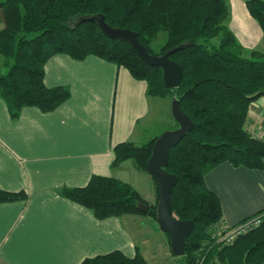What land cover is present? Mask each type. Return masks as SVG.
<instances>
[{"label":"trees","instance_id":"16d2710c","mask_svg":"<svg viewBox=\"0 0 264 264\" xmlns=\"http://www.w3.org/2000/svg\"><path fill=\"white\" fill-rule=\"evenodd\" d=\"M245 4L264 30V0ZM0 7L5 18L0 29V97L11 119L27 106L52 111L70 96L66 86L44 84V64L57 53L74 59L98 56L145 80L148 95L170 99L175 95L193 122L192 130L170 148L165 167L178 177L170 194L173 216L194 223L183 263L198 264L202 259L201 264H207L215 259L219 264H264V219L230 244L215 243L212 230L223 223L221 202L204 180L222 162L264 169V139L247 129L250 103L264 96V53H242L228 27V0H3ZM94 14H102L112 27L136 31L151 54L186 43L169 55L182 67L179 86L166 88L162 68L145 63L127 41L109 37L95 21L79 20ZM156 137L142 144H115L111 166L131 160L137 169L150 173L147 160ZM152 178L157 196L147 211L139 208L146 201L137 190L114 176L94 174L85 185L62 187L59 194L89 208L97 219L140 214L155 220L159 193ZM27 198L23 189L0 187V203ZM80 264L150 263L136 248L133 257L113 250L86 257Z\"/></svg>","mask_w":264,"mask_h":264},{"label":"crops","instance_id":"0c3cea01","mask_svg":"<svg viewBox=\"0 0 264 264\" xmlns=\"http://www.w3.org/2000/svg\"><path fill=\"white\" fill-rule=\"evenodd\" d=\"M245 1L228 0V27L244 55L264 53V30ZM4 26L0 7V29ZM43 80L47 87L70 91L52 111L27 106L11 119L0 97V187L28 194L27 200L0 203V264H80L113 250L133 257L136 248L150 264L170 260L169 237L148 215L97 219L89 208L59 194L62 187L83 186L97 174L130 183L147 205L156 202L150 173L131 160L111 166L115 144H142L164 131L156 132V101L147 94L146 81L98 56L74 59L64 53L46 60ZM247 129L264 139V96L250 103ZM204 180L220 199L226 225L264 211V169L222 162Z\"/></svg>","mask_w":264,"mask_h":264},{"label":"water","instance_id":"95a60500","mask_svg":"<svg viewBox=\"0 0 264 264\" xmlns=\"http://www.w3.org/2000/svg\"><path fill=\"white\" fill-rule=\"evenodd\" d=\"M80 21H95L101 30L111 38L127 41L138 53L140 58L147 64L162 68L163 83L166 88L179 86L182 76V67L179 63L169 58L174 51L184 47L181 43L160 55L151 54L138 40L136 31L115 28L105 22L102 14H94ZM170 110L177 127L162 131L155 139L151 154L147 160V167L151 175L157 181L158 201L156 205L155 221L158 227L169 237V245L173 256H182L185 253L186 240L194 229L192 220H181L173 216L170 204V194L177 182V175L166 170L170 148L176 146L180 140L193 128L192 120L180 109L179 101L175 95L170 99ZM142 211H147L148 205H139Z\"/></svg>","mask_w":264,"mask_h":264},{"label":"rangeland","instance_id":"374dc122","mask_svg":"<svg viewBox=\"0 0 264 264\" xmlns=\"http://www.w3.org/2000/svg\"><path fill=\"white\" fill-rule=\"evenodd\" d=\"M159 38H158V40L156 42H154L153 48L155 50H158L159 43L162 40L163 35H161ZM154 97H155V101L156 102H155V106H154L153 113L155 115V120H156V127H155L156 128V132H159V130L162 129V128H164L163 130H168V129H174V128H176L177 127V123L172 118V116L170 114V111H169L170 96H166V97H163V98L157 97V96H154ZM161 132L162 131H160V133ZM150 218L153 219L151 216H149V219ZM153 221H155V220L153 219ZM240 222H238V223H240ZM155 223H156V221H155ZM238 223H235L233 225H236ZM223 224H225V223H222L221 222L220 224L215 225V228L212 230V233H213V231L214 232L217 231L219 229V227L221 225H223ZM156 225H157V223H156ZM233 225H227V226H233ZM201 261H202V259H200L198 261V264H201ZM159 263L160 264H184L183 261H182V257L181 256H173V255H171L170 260L166 259L165 261H163L161 259L159 261ZM207 264H219V263L215 259H212Z\"/></svg>","mask_w":264,"mask_h":264},{"label":"built area","instance_id":"2783aa9c","mask_svg":"<svg viewBox=\"0 0 264 264\" xmlns=\"http://www.w3.org/2000/svg\"><path fill=\"white\" fill-rule=\"evenodd\" d=\"M263 219L264 211H260L256 214L251 215L250 217L243 219L240 223L236 225L227 226L223 224L219 227L217 231L214 232V237H216L215 243L223 245L230 244L237 237L261 224Z\"/></svg>","mask_w":264,"mask_h":264}]
</instances>
